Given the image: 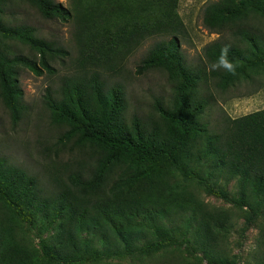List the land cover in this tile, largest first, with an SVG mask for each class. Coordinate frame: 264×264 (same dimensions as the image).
I'll return each mask as SVG.
<instances>
[{
  "label": "trees",
  "instance_id": "trees-1",
  "mask_svg": "<svg viewBox=\"0 0 264 264\" xmlns=\"http://www.w3.org/2000/svg\"><path fill=\"white\" fill-rule=\"evenodd\" d=\"M10 1L0 0V102L14 124L26 111L19 68L53 75L68 51L32 26L8 25ZM21 1L44 20L69 21L75 54L41 100L66 156L55 152L51 171L40 175L0 154V264H187V254L238 264L228 246L234 219L243 221L240 233L257 228L245 264H264V108L222 115L209 127L200 121L207 99L199 92L209 80L218 90L264 83V0L206 3L202 25L220 37L203 46L197 65L179 47L187 32L178 0ZM154 36L162 38L135 72L162 69L170 96L156 98L145 119L127 116L121 85L105 75ZM11 43L29 53L11 51ZM199 191L232 210L210 207ZM36 224L46 231L38 247L29 235Z\"/></svg>",
  "mask_w": 264,
  "mask_h": 264
},
{
  "label": "rangeland",
  "instance_id": "rangeland-1",
  "mask_svg": "<svg viewBox=\"0 0 264 264\" xmlns=\"http://www.w3.org/2000/svg\"><path fill=\"white\" fill-rule=\"evenodd\" d=\"M67 5V0H55ZM216 0H178L177 13L186 29V38L179 41V47L183 53V59L191 65L204 62L202 48L207 43L218 40L220 35L210 33L202 25V10L206 3ZM4 21L8 25L25 24L36 29L37 33L44 39L55 41L64 46L68 51V57L62 58L61 62H54L53 75L43 72L34 75L25 68H19L18 83L22 93L23 103L26 111L16 123L11 124L10 118L0 102V154L11 162L22 165L38 174H44L46 170L51 171V161L54 153L57 158L63 159L67 153V145L60 151L59 144L55 143L61 128L49 122L48 112L42 106L41 100L46 88L52 89L58 83L61 75L71 71L69 56L75 54L72 41L73 27L69 21L62 22L56 19L44 20L37 11L21 0H12L3 12ZM162 37L154 36L145 40L133 52L125 56L121 69L114 74H106L107 83H118L125 94L127 116L136 114L145 119L152 115L151 107L156 98L163 103L170 96V84L165 72L160 68H153L142 74L135 72L136 66L147 49ZM11 51L29 53L26 47L9 44ZM236 81L226 89L218 90L213 87L209 80L206 89L199 90L200 96L207 99V104L200 114V121L212 127L220 123L222 115L229 117L243 116L255 110L264 108V83L256 86ZM74 153V152H73ZM233 180H230L225 189L232 193ZM200 199L210 207L231 209L229 203L219 200L204 192L199 191ZM235 224L228 235V246L230 253L235 255L238 264H245L250 260L251 251L254 249L257 235L256 226L250 225L244 232L240 233L241 219H234ZM36 228L29 231L32 243L38 247L41 238L45 237L46 231L39 234L38 224ZM42 228L43 226H40ZM41 228V229H42ZM197 254H187V264H205L198 258ZM117 264H132L129 259L114 261Z\"/></svg>",
  "mask_w": 264,
  "mask_h": 264
},
{
  "label": "clouds",
  "instance_id": "clouds-1",
  "mask_svg": "<svg viewBox=\"0 0 264 264\" xmlns=\"http://www.w3.org/2000/svg\"><path fill=\"white\" fill-rule=\"evenodd\" d=\"M221 63H226V59H225V57H224V55L222 54V58H221ZM229 68H231V65L230 64H228L227 65Z\"/></svg>",
  "mask_w": 264,
  "mask_h": 264
}]
</instances>
